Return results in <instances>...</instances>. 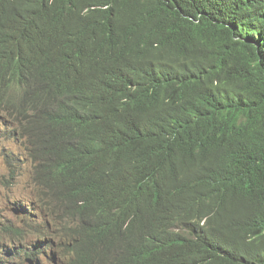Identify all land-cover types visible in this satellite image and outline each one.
<instances>
[{
  "label": "trees",
  "instance_id": "1",
  "mask_svg": "<svg viewBox=\"0 0 264 264\" xmlns=\"http://www.w3.org/2000/svg\"><path fill=\"white\" fill-rule=\"evenodd\" d=\"M0 118V264H264V0H0Z\"/></svg>",
  "mask_w": 264,
  "mask_h": 264
},
{
  "label": "rangeland",
  "instance_id": "2",
  "mask_svg": "<svg viewBox=\"0 0 264 264\" xmlns=\"http://www.w3.org/2000/svg\"><path fill=\"white\" fill-rule=\"evenodd\" d=\"M1 119V118H0ZM2 120V119H1ZM0 120V228L6 224L21 226L24 222H39L43 210L18 211L17 203L28 208V204L39 198V188L32 183L31 165L25 159V148L7 126ZM7 155L18 162V175L13 184L7 183L9 166ZM12 165V163H11ZM14 168V166H13ZM11 170V168H10ZM19 216V217H18ZM28 264V263H26Z\"/></svg>",
  "mask_w": 264,
  "mask_h": 264
},
{
  "label": "water",
  "instance_id": "3",
  "mask_svg": "<svg viewBox=\"0 0 264 264\" xmlns=\"http://www.w3.org/2000/svg\"><path fill=\"white\" fill-rule=\"evenodd\" d=\"M17 212H18V211H17ZM30 263H31V264H34V262H33L32 260H30Z\"/></svg>",
  "mask_w": 264,
  "mask_h": 264
}]
</instances>
